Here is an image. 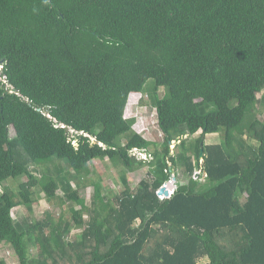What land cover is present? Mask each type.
<instances>
[{"label": "trees", "instance_id": "trees-1", "mask_svg": "<svg viewBox=\"0 0 264 264\" xmlns=\"http://www.w3.org/2000/svg\"><path fill=\"white\" fill-rule=\"evenodd\" d=\"M0 66V246L17 264H264V0H0ZM149 81L160 145L124 116ZM95 160L120 173L112 199ZM41 194L70 218L13 219Z\"/></svg>", "mask_w": 264, "mask_h": 264}, {"label": "rangeland", "instance_id": "rangeland-1", "mask_svg": "<svg viewBox=\"0 0 264 264\" xmlns=\"http://www.w3.org/2000/svg\"><path fill=\"white\" fill-rule=\"evenodd\" d=\"M152 87L153 82L149 81L144 90L141 93H133L129 96L128 104L125 110V118L135 119V123L133 125V130L140 134L146 140L157 143L158 145L162 142V136L157 128L156 114H155V102L152 96ZM160 94L162 93V89L159 90ZM261 95L257 96L259 99ZM261 121H264V112L262 115L258 116ZM13 131H10V137H13ZM200 135V132L196 133L193 137L189 139L190 146L193 145V142ZM206 144H217L219 142V137L216 133L207 135L205 137ZM254 146L256 145L254 142H250ZM173 148V146L171 147ZM134 155L137 156L139 160H150L149 156L135 152ZM147 170L146 168L134 171L132 173H128L124 176V180L127 186L130 189L135 188L138 183L142 180L147 179ZM90 179H93L96 182H100L102 185V191L106 195L108 199H112L114 196H117L121 193L123 189V183L119 180L120 173L114 168V166L107 160L99 161L95 160L90 165ZM199 177V172H197ZM195 177L193 180L197 179ZM182 183H185L186 180L182 178ZM87 184V185H86ZM13 189H16V184H9ZM72 186L74 182H72ZM80 190L79 192L85 198V202L87 205L91 202L92 196V187L88 184V181L81 180L79 183ZM174 191V190H173ZM173 191L169 192V195L173 193ZM41 194L38 197H33L35 200L31 211L25 209L24 207H18L12 210V217L16 221L22 222L25 219L30 221H40L43 220L47 215L51 216L56 222L60 216H65L68 220L70 218L69 207L67 204L64 205L63 208H59L57 206L49 205ZM160 199L164 197H159ZM73 208L79 210L80 207L73 205ZM84 219H87L85 216ZM80 231L73 229L71 231L68 240L73 241L75 236L79 234ZM0 259L6 260L7 264H17L14 260L12 251L9 248V245H1L0 246ZM63 264V263H61ZM198 264H205V260L199 261Z\"/></svg>", "mask_w": 264, "mask_h": 264}, {"label": "water", "instance_id": "water-1", "mask_svg": "<svg viewBox=\"0 0 264 264\" xmlns=\"http://www.w3.org/2000/svg\"><path fill=\"white\" fill-rule=\"evenodd\" d=\"M202 157V152L200 154ZM195 177H198V174H195ZM175 182L176 179L173 175H171L170 180L164 184L158 191H157V196L158 197H164V198H169V192L173 191L175 189Z\"/></svg>", "mask_w": 264, "mask_h": 264}, {"label": "bare ground", "instance_id": "bare-ground-1", "mask_svg": "<svg viewBox=\"0 0 264 264\" xmlns=\"http://www.w3.org/2000/svg\"><path fill=\"white\" fill-rule=\"evenodd\" d=\"M0 68H1V66H0Z\"/></svg>", "mask_w": 264, "mask_h": 264}]
</instances>
